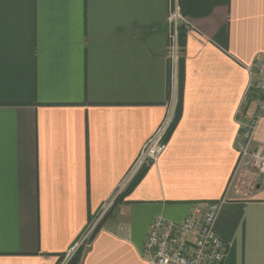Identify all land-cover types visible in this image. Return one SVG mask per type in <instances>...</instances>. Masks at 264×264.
Masks as SVG:
<instances>
[{
	"label": "crops",
	"instance_id": "obj_1",
	"mask_svg": "<svg viewBox=\"0 0 264 264\" xmlns=\"http://www.w3.org/2000/svg\"><path fill=\"white\" fill-rule=\"evenodd\" d=\"M179 5L180 117L123 195L175 109L170 0H0V264H62L92 227L78 264H149L153 219L179 223L210 202L221 264H264V183L236 147L251 120V148L264 145L259 96L244 100L264 56V0Z\"/></svg>",
	"mask_w": 264,
	"mask_h": 264
},
{
	"label": "built area",
	"instance_id": "obj_2",
	"mask_svg": "<svg viewBox=\"0 0 264 264\" xmlns=\"http://www.w3.org/2000/svg\"><path fill=\"white\" fill-rule=\"evenodd\" d=\"M170 59L173 65V89L176 85L177 28L184 25V18L180 11L178 0H170ZM248 91L258 94L257 108L264 109V56L255 59L248 67ZM175 93L173 107L175 103ZM172 107V108H173ZM172 114L167 116L155 133L143 145L141 152L133 163L129 175L123 185L143 167L154 163L162 153ZM255 121L244 125L236 147L241 158L248 159V167L258 184L264 183V145L251 148L254 138ZM220 203L210 202L205 207L194 206L191 213L181 222H169L156 217L148 228L143 244V255L149 264H221L227 245L219 239L214 231L215 220L219 212ZM106 208H104L105 212ZM90 228L79 243H76L65 255L62 264H66L79 247L86 249L90 243L93 231Z\"/></svg>",
	"mask_w": 264,
	"mask_h": 264
},
{
	"label": "trees",
	"instance_id": "obj_3",
	"mask_svg": "<svg viewBox=\"0 0 264 264\" xmlns=\"http://www.w3.org/2000/svg\"><path fill=\"white\" fill-rule=\"evenodd\" d=\"M179 4L182 2V0H178ZM185 32L186 27L185 25H180L177 28V34H176V45H177V62H176V101H175V109L172 114L171 122L167 131L166 138L170 136L172 133L177 121L180 117L181 112V98L183 93V80H184V50H185ZM170 86H171V92L173 93V65L171 63L170 59ZM171 93V94H172ZM146 167H143L140 169L137 174L130 180V182L127 184L126 188L123 191V195L127 194L133 186L137 183V181L140 179L142 173L145 171ZM95 228L92 231V234L90 236V241L94 237ZM83 256V247H79L78 250L73 254V256L69 259V261L66 264H78Z\"/></svg>",
	"mask_w": 264,
	"mask_h": 264
},
{
	"label": "rangeland",
	"instance_id": "obj_4",
	"mask_svg": "<svg viewBox=\"0 0 264 264\" xmlns=\"http://www.w3.org/2000/svg\"><path fill=\"white\" fill-rule=\"evenodd\" d=\"M174 93H175V97H176V89L174 90ZM174 101H176V98H175V100ZM84 250V249H83Z\"/></svg>",
	"mask_w": 264,
	"mask_h": 264
}]
</instances>
